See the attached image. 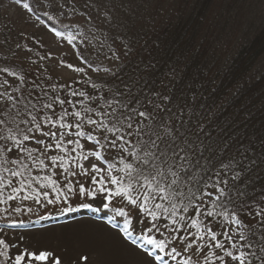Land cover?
<instances>
[{
	"label": "trees",
	"instance_id": "16d2710c",
	"mask_svg": "<svg viewBox=\"0 0 264 264\" xmlns=\"http://www.w3.org/2000/svg\"><path fill=\"white\" fill-rule=\"evenodd\" d=\"M233 2L235 0H0V57L9 65L16 83L10 108L0 113V120L4 121L0 124V136L14 135L22 140L29 127L33 129V134L39 133L35 131V124L31 123L33 115L42 122V132L50 126L43 121L49 116L55 121L58 114H62L58 102L53 104L52 109L43 107L57 98L66 101L63 108L70 114L80 111L86 120L83 109L90 107L93 112L87 115L111 127L107 115L97 116L96 113L121 110L117 101H131L134 105L137 99L168 97L167 104L172 112H182L184 124L181 131L188 143L203 153L201 156L198 151L195 152L193 160L198 159L200 166L209 170L232 160L235 167L227 175L231 177L236 172L239 179H229L232 190L229 199L215 205L206 201L202 211L211 210L215 213L214 217H204L199 213L193 215L189 209V212H178L177 218L181 215L185 218L180 221L179 227L172 224L170 217L165 222L182 236L201 237L202 234L207 236L208 228L216 232L222 227L225 229L233 217L239 218L246 238L242 252L248 253L247 259L251 264H264V20L250 25V12L243 15L242 8H239L238 17L234 19L237 23L230 25L227 31L226 23L233 19L224 21ZM26 4L29 7L26 8ZM10 13L28 14L46 29L61 36L73 34L66 19L74 15L106 17L107 29H104L101 38L109 41L114 72L97 74L105 64L100 50L93 48L77 53L75 68L82 67L83 72H76L72 78H62L58 68L69 63L54 65L42 57L41 52L36 54L40 48L38 40L32 44L34 49L26 51L22 45H10L13 42L7 29ZM73 91L76 96L71 95ZM80 92L84 95L80 96ZM75 119L73 115L65 117L68 123H73ZM172 123L178 124L179 121L173 119ZM87 127L90 125L85 123L81 130L85 131ZM92 128L94 135L107 146L104 138L111 140L113 134L103 128ZM125 139L128 137L125 136ZM28 141H24L26 146ZM4 144L5 141L0 140V174L5 177L0 200L16 195L15 200H7V203H23V196L30 191H39L40 194L53 191L45 187L46 176L56 180L58 187L63 182H70L68 173L59 166L54 167L60 169L59 176L54 174V168L40 167L42 154L34 146H27L36 149L32 159L26 152L20 153L21 162L28 165L25 170L19 164L10 162L9 153L3 150ZM11 146L12 141L9 140L8 147ZM62 147L69 149L67 153L59 150L65 159L80 161L77 145L75 152L71 151V146ZM106 154L116 165L113 169L115 173L122 167L116 149L107 147ZM124 155L127 156V153ZM5 168L10 171L4 172ZM12 170L24 171L25 175L13 178ZM29 174L36 177L30 185L27 183ZM21 179L25 180L26 190L12 193V187H19ZM8 180L13 181L12 186L7 185ZM112 210L126 216L120 214L123 210L119 208ZM16 214L14 210L3 217L14 222L24 220L25 215ZM147 218L152 221L151 217ZM192 219L201 224L199 232L186 226L191 224ZM205 249L212 264L223 255L211 244ZM0 264H6V256Z\"/></svg>",
	"mask_w": 264,
	"mask_h": 264
},
{
	"label": "rangeland",
	"instance_id": "374dc122",
	"mask_svg": "<svg viewBox=\"0 0 264 264\" xmlns=\"http://www.w3.org/2000/svg\"><path fill=\"white\" fill-rule=\"evenodd\" d=\"M242 8L243 15L249 13L251 15V24L256 25L259 21L264 20V0H235L231 5L230 11L227 14V19L232 21L226 23L227 31L230 25H235L234 22L238 16L237 12ZM10 22L7 27L11 41L10 45L17 47L22 45L23 50L34 49L32 44L38 40L40 48L36 50V54L42 53V57L46 58L54 65L69 63L73 67L69 68L67 65L58 68L61 77L72 78L76 71L73 69L77 65V53L86 52L88 49L95 48L100 50L104 66L98 71V75L111 74L115 70V63L112 60L111 52L108 50V43L105 38L102 39L104 29H107V21L104 16H93V18H86L82 15H74V17L66 19L68 28L73 33L71 36H61L54 34L46 29L37 20L33 19L28 14L10 13L8 17ZM240 23V22H239ZM244 28V26H243ZM33 38L34 40L32 41ZM72 38L69 41V38ZM41 44V45H40ZM7 69L8 71H0V93L7 92L8 95L14 97L15 78L9 70V65L0 57V70ZM107 70V71H106ZM8 95L0 97V113L10 108L11 102L8 100ZM50 127V126H49ZM46 127L43 131H46ZM55 130V129H53ZM92 126L87 127L85 132L94 135ZM42 131V132H43ZM42 132L34 134L39 138ZM75 131H68V136L73 140H79L84 145L82 151L92 149L94 140H89L87 135L79 138L74 135ZM102 142V141H101ZM55 144L54 138H45V143L37 145L35 139L29 140L27 146H34L36 149L42 150L47 144ZM62 146H71L75 148L76 144H68L67 138L61 141ZM104 154V149L99 145L95 148ZM61 155L59 149L50 148L47 150V156ZM20 156V153H19ZM10 159L15 156H10ZM94 159L90 157V160ZM42 160L45 161V166L48 170L53 169L57 165H51L50 160L42 155ZM79 163L88 167V161L80 160ZM75 163H72L74 165ZM99 166L107 168V163L104 160L98 162ZM75 168V166H74ZM79 171V169H76ZM36 174H39L36 171ZM56 176L61 175L59 168H54ZM107 175V172L104 173ZM72 184L74 192L68 193L66 182L59 185V188L64 193H68V199L65 201L61 196L59 200L56 199L58 193L55 191L49 192L48 198L45 199L42 192L39 197V202L34 200H24L23 203L12 201L5 204H0V239L5 240L9 245L8 249H4L0 245V251H7L6 264H16L15 257L17 255L26 253L49 252L51 257L47 264H55L56 260L60 264H132L118 257L116 254L106 251L107 244L127 250L125 254L136 258V264H152L156 256L163 259L155 261V264H212L213 261L208 257V250L205 249L209 244L213 246L210 236L202 234L204 239H200L197 235L182 236L180 233L173 231L169 226L163 227L161 221H151L145 218L144 214L137 215V209L125 203L120 197H112L111 201L105 199L103 202L97 197L93 199L90 196L78 195L79 185L82 183L86 188L92 187L90 180L83 176H70L68 178ZM62 183V182H61ZM108 187H113L108 185ZM87 199V200H86ZM48 200L54 202L49 204ZM83 200H86L85 202ZM85 205H90L86 207ZM107 205V207H105ZM66 207V208H65ZM17 208L20 209L16 216H24V220L17 222L4 219V214H8ZM65 208V209H64ZM112 208H119L126 213V216H120ZM31 209V211H29ZM15 216V217H16ZM13 217V216H11ZM14 217V218H15ZM12 218V219H14ZM236 217H233L228 226L224 229H217L218 239L225 241L226 248L218 250L221 256H224V262L230 261V264H238L237 261H231L230 257L225 256V251H232L233 255L239 256L242 252L243 240L239 239L242 232V224L235 223ZM153 223L160 228L157 231L155 228L151 232L148 227ZM14 225L9 227L8 225ZM88 234L92 237L90 240H82L76 238H68V233ZM222 231H228L230 235L236 237V248L231 247L232 242L226 241V238L219 235ZM162 240L165 247L161 249L148 243V239ZM194 241V242H193ZM189 242H193L191 247H188ZM202 242H205L202 244ZM120 245V246H119ZM198 245H207V247H198ZM126 248V249H125ZM123 250V249H122ZM175 250V251H174ZM151 253V255H149ZM3 256H0V260ZM223 260L218 259L215 264ZM22 264H42L41 261H32L26 256ZM135 264V263H134Z\"/></svg>",
	"mask_w": 264,
	"mask_h": 264
},
{
	"label": "snow or ice",
	"instance_id": "6c2138e0",
	"mask_svg": "<svg viewBox=\"0 0 264 264\" xmlns=\"http://www.w3.org/2000/svg\"><path fill=\"white\" fill-rule=\"evenodd\" d=\"M25 7L27 8L29 6L26 4ZM71 39L70 37L69 41ZM67 67L72 68L73 66L69 64ZM73 70L76 72L84 71L82 67L74 68ZM0 71L7 72L8 70L2 69ZM4 86V84H0V87ZM93 87L96 86L93 85ZM5 95H8L7 92L0 93V97ZM71 95L76 96L77 93L73 91ZM79 95L83 96L84 93L80 92ZM117 95L119 94L117 93ZM13 99L12 96L8 95L9 101ZM168 100V97L157 96L156 100L151 98L145 100L137 99L134 105L131 101L127 103L117 101L116 103L121 110H114L112 113H96L97 116L107 115L110 118L112 126L109 127L102 120L98 122L91 115H87L93 112L92 108L85 107L83 109L86 115L85 120V117L81 116L80 111L70 114L67 109L63 108L66 101L57 98L56 101L49 102L43 107L52 109L53 104L58 102L62 109V114H58V119L55 121L50 116L43 121V123L50 125V127L42 132V136L39 138L35 137L33 129L29 127L26 129V134H23L22 140L17 139L14 135L7 137L0 136V140L5 141L3 150L9 153L10 156H15V159H11L10 162L19 164L21 168L27 170L28 165L21 162L19 153L26 152L28 158L32 159V153L36 149L28 148L24 144V141L35 139L36 144L39 146L45 143V138H54L55 144H47L41 154L50 160L51 165H57L59 162L58 166L65 173H68L69 176H83L90 180L92 187L86 188L81 183L79 185L78 195L90 196L93 199L99 197L101 202L105 199L111 201L112 197H120L122 200H126L128 204L135 206L138 210L137 215L143 213L145 218L151 217L152 221L160 220L165 228L168 227L165 221L170 217L172 218V224L179 227L180 221L185 219L182 215L177 218V214L180 211L189 212V209H191L193 215L199 213L204 217H214L215 213L213 211H202V208L206 207V201L215 205L218 202L222 203L224 200L229 199L232 195V190L229 188V179L232 181L238 180L239 173L233 172L231 177L227 175L235 167V162L232 160H229L227 163L222 162L219 168L215 170L203 168L200 166L198 159L193 160L195 152L198 151L201 156L203 153L200 149L188 143L187 137L181 131L184 124L181 120L182 112L179 114L172 112L167 104ZM68 102L71 103V101ZM69 115H73L76 118L73 123L66 122L65 117ZM173 119L179 121V123L173 124ZM2 123L4 121L0 120V124ZM24 123L27 124L29 121H24ZM31 123L35 124L36 132L42 130V122L37 120V116H32ZM85 123L90 126H95L96 129L103 128L113 134L111 140H108L107 137L104 138L107 140V146L101 140L81 130ZM73 129L77 130L74 132L75 136L85 137L87 135L89 140L95 141L92 149L79 153V160L88 161V167L79 163L75 158H73V161H69L63 155L47 156V150L53 147L59 149L61 152L67 153L69 149L62 147L61 143L65 138H67L68 144L75 143L77 147L84 149V145L79 140H73L68 136V130ZM117 133L122 134L117 135ZM125 136L128 139H125ZM9 140L12 141L11 147H8ZM118 141L121 143H118ZM97 145L105 149L104 154L95 150ZM107 147L116 149V155L120 158L119 163L122 167L116 170L115 173L113 169L116 168V165L112 162V158L107 156ZM71 151L75 152V149H71ZM124 153H127V156ZM90 157L94 159L90 160ZM101 160L107 163L108 167L106 169L99 166L98 162ZM33 162L36 163V160L34 159ZM73 162L75 163V168H72ZM39 166L44 167L45 161L39 160ZM76 169H79V171ZM3 171L8 172L10 170L5 168ZM105 172H107L106 176L104 175ZM24 175V171H11L13 178L24 177ZM35 179L36 177H31L29 174L27 180L28 185ZM44 179L47 181L45 187L51 188L58 193L57 200L63 196L66 201L69 198L68 193L74 192L71 182L66 185L68 193H64L57 186V181L52 179L51 176H46ZM12 184V180L7 181L8 186H12ZM108 185L114 187H108ZM4 186L5 177L0 174V189ZM25 190L26 184L24 179L20 180L19 187H12V193L15 194H19ZM43 195L47 199L49 193L45 191ZM39 197V191H30L28 195L23 196V199H35L39 202ZM16 198V195H9L7 200H15ZM7 200H0V203H7ZM53 202V200H48L49 204ZM85 206L90 207V205ZM16 211L19 212L20 209L17 208ZM120 214L125 215L126 213L122 211ZM235 223L240 224V219L237 218ZM186 226L196 228L197 232L201 230V224L196 219H192L191 224ZM153 228L157 231L160 230L159 226L153 223L148 227V231L151 232ZM206 235L210 236V240L213 242L215 248L222 250L226 248L225 241L218 239V234L212 231L211 228L207 229ZM219 235L225 237L226 241L232 242V248L237 247L234 242L236 237L230 235L228 231H222ZM200 239H204V237L201 236ZM239 239L245 240L246 238L241 233ZM193 242H189L188 247H191ZM148 243L161 250L165 247L162 240L149 238ZM0 245L5 250L9 247L3 239H0ZM198 247H207V245H198ZM7 255V251H0V256ZM212 255L215 256L216 253H212ZM26 256L32 261H41L42 264H47L51 253L38 252L17 255L15 257L16 264H22ZM225 256L230 257L231 261H237L238 264H251L247 259V252H241L239 256H236L233 255L232 251H225ZM217 258L224 260V256H218ZM162 259V257L156 256L152 264ZM55 264H60V261L56 260ZM226 264H230V261L226 262Z\"/></svg>",
	"mask_w": 264,
	"mask_h": 264
},
{
	"label": "bare ground",
	"instance_id": "6f19581e",
	"mask_svg": "<svg viewBox=\"0 0 264 264\" xmlns=\"http://www.w3.org/2000/svg\"><path fill=\"white\" fill-rule=\"evenodd\" d=\"M81 233L82 232H78V233L76 232V234L68 233V238L71 237L73 239L76 238V239H79V240L82 239V240H87V241L92 238V237H89L88 234H81ZM106 251H108L109 253L118 255V257H120L121 259H123L125 261H128V262H130L132 264H134V263L136 264V262H137L136 258L130 257L127 254H125L127 250H124V248H121V246H120V248H118V247H115V246H111V244H107Z\"/></svg>",
	"mask_w": 264,
	"mask_h": 264
},
{
	"label": "water",
	"instance_id": "95a60500",
	"mask_svg": "<svg viewBox=\"0 0 264 264\" xmlns=\"http://www.w3.org/2000/svg\"><path fill=\"white\" fill-rule=\"evenodd\" d=\"M8 226H9V227H14V225H10V224H9Z\"/></svg>",
	"mask_w": 264,
	"mask_h": 264
}]
</instances>
